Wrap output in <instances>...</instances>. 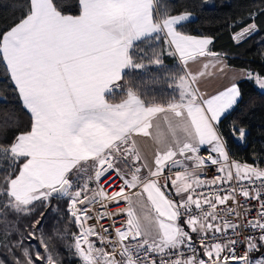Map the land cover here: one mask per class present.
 <instances>
[{"label": "snow or ice", "instance_id": "6c2138e0", "mask_svg": "<svg viewBox=\"0 0 264 264\" xmlns=\"http://www.w3.org/2000/svg\"><path fill=\"white\" fill-rule=\"evenodd\" d=\"M64 7L62 0H26L22 17L0 31L5 75L30 115L28 130L0 142V242L23 257L13 264H61L43 231L45 212L23 231L17 224L37 204L52 208L53 199L65 201L77 228L65 247L81 264H264V254L252 256L264 249V168L232 160L222 131L243 92L237 82L215 94L201 92L205 71H191L189 62L222 60L209 49L211 37L181 30L193 13L172 14L168 0H78L75 15ZM259 15L264 8L249 13L251 22L232 36L236 43L261 30ZM165 54L180 61L179 69H165L178 98H142L128 70L164 68ZM242 72L264 90V75ZM7 102L0 95V141L19 120L15 109L3 107ZM228 128L238 142L246 141L239 117ZM137 137L153 141L151 158ZM177 166L183 170L165 175ZM207 166H218L220 175L201 179ZM169 182L179 199L166 195ZM203 188L211 195L198 191ZM238 195L256 203L242 206ZM121 202L126 207L92 215L96 205ZM93 218L99 231L89 223ZM105 219L111 223L100 224ZM248 229L254 234L241 239ZM55 235L63 240L67 229ZM33 240L44 255L25 247Z\"/></svg>", "mask_w": 264, "mask_h": 264}, {"label": "trees", "instance_id": "16d2710c", "mask_svg": "<svg viewBox=\"0 0 264 264\" xmlns=\"http://www.w3.org/2000/svg\"><path fill=\"white\" fill-rule=\"evenodd\" d=\"M62 2L66 5L62 8L65 14H78V0H62ZM168 3L170 8H174L172 14L187 10L195 16L193 20L186 22V27L181 29L182 31L186 34L212 37L213 51L221 53L230 67L248 69L253 73L264 75V15L256 18L260 31L240 43H236L232 38L235 32L251 22L247 19L249 13L264 8V0H168ZM26 10V0H0V31H6L11 27ZM237 21L242 22L234 23ZM156 46L165 50L167 47L163 41L156 42ZM137 47L146 46L138 44ZM145 63L147 64L146 60ZM180 67L176 57L165 54L164 68L147 64L145 69L128 71L131 72L138 90L142 93V98L156 97L159 102H163L173 95L178 98V91H174V88L169 86L172 80L165 69L176 70ZM238 84L242 89L243 99L239 107L222 121V131L225 134L229 153L235 160L262 168L264 167V91L247 79L239 81ZM0 95H6L8 99L3 107L15 109L19 116L17 126L7 132L5 140L0 141L7 144L17 132L28 130L30 115L23 109L19 98L12 91L2 61H0ZM118 99L119 97L117 102ZM236 117H239L242 126L247 129L248 135L244 145L237 141L228 128L230 121ZM4 167H7L6 163ZM52 205V208H45L37 204L33 215H24L17 221L19 229L23 231L26 226L33 223L40 212H45L43 231L51 238L50 246H54L55 251H58L61 264H81L79 258L74 257L65 247V244L72 243L71 233L77 231L65 212L66 203L64 200L53 199ZM65 229H67V237L63 240L57 238L55 233H63ZM15 238V236L11 237L12 240ZM5 243L0 244V258L6 264H13L15 257L23 260L20 251L9 252L8 247L3 246ZM30 245L39 248L41 255H44V249L39 247L37 241L25 242V247ZM263 253L264 249H261L252 256L255 259ZM37 264L41 262L37 261Z\"/></svg>", "mask_w": 264, "mask_h": 264}, {"label": "crops", "instance_id": "0c3cea01", "mask_svg": "<svg viewBox=\"0 0 264 264\" xmlns=\"http://www.w3.org/2000/svg\"><path fill=\"white\" fill-rule=\"evenodd\" d=\"M195 16L193 15V20ZM192 35V34H190ZM198 37H208V36H199L194 35ZM212 38V37H211ZM214 41V39L212 38ZM209 49L213 51V42L211 45H209ZM215 52V51H214ZM221 54V53H220ZM178 62L179 58L176 57ZM221 60L222 63L217 64L211 57H198L195 61L189 62V68L193 72L198 71H205V75L200 79V90L202 93L206 95L215 94L218 90H223V88L229 86L233 82H239L243 80L242 78L244 76V73L242 72L241 68L236 67H230L225 59V57L221 54ZM209 64V68L207 70L204 69V65ZM137 140L141 147L143 148V151L146 155L151 158V154L154 148L153 141L150 138L145 137H137ZM207 146H202V148H206ZM182 171L183 169L179 166L173 168L171 171ZM170 190L166 191V195H169L170 198L179 199L174 196V189L171 188L170 184ZM171 194V195H170ZM188 230V229H186ZM197 236L193 234V240H196Z\"/></svg>", "mask_w": 264, "mask_h": 264}, {"label": "built area", "instance_id": "2783aa9c", "mask_svg": "<svg viewBox=\"0 0 264 264\" xmlns=\"http://www.w3.org/2000/svg\"><path fill=\"white\" fill-rule=\"evenodd\" d=\"M241 144L244 145V143H241ZM203 149L204 148H202L201 155L206 156L208 153H207V151H204ZM229 155H230V153H229ZM230 157H231L232 160H235L231 155H230ZM217 168H218V166H207V167H205L204 171H203V174L201 175V179H213L215 176L220 175V173L217 171ZM175 172L176 171L173 170V171H171V173H169L166 170L165 175L171 174L173 176V174H175ZM232 186H235V185L233 184ZM213 187H215V186H213ZM223 187L227 188V187H229V185L225 184ZM198 191L207 192L209 195H211V191L208 188L198 189ZM237 200L240 202V204L242 206H250V205H254L256 203L253 200H248L246 202L245 199L242 196H240V195L237 196ZM124 207H126L125 202H121L119 205H109L107 208H101L99 205H96V206L93 207L92 215L95 217L96 214H98V213H100L102 211L115 212V211H117V209L124 208ZM205 210H207V208ZM243 215H244L243 212H241V222H243ZM256 216H257V212L255 210L252 211L250 218H255ZM124 218L125 217L122 215L120 217V220H123ZM89 223L97 224V220L95 218H93ZM110 223H111V220H108V219L100 221V224H103L105 226L110 224ZM97 229H98V231L100 230L99 224H97ZM241 231H242L241 239H244L246 236H248L250 234H254V230H252V229H248L247 231H244V230H241ZM229 235H234V234L233 233H229ZM99 246L100 245L98 244V247ZM105 247H106V250H109V251L111 250L109 247H107V246H105ZM244 251H245V247L243 245H239L237 247V254L238 255H243ZM198 258H200V257L198 256Z\"/></svg>", "mask_w": 264, "mask_h": 264}, {"label": "rangeland", "instance_id": "374dc122", "mask_svg": "<svg viewBox=\"0 0 264 264\" xmlns=\"http://www.w3.org/2000/svg\"><path fill=\"white\" fill-rule=\"evenodd\" d=\"M261 90V89H260ZM262 91H264V90H262ZM237 161V160H236ZM240 162V161H239ZM262 168H264V167H262ZM173 177H174V174H173ZM169 187H170V182H169ZM168 190H170V192H171V189L169 188ZM172 193V192H171ZM0 244H2V242H0ZM98 246V245H97ZM264 254V253H263ZM258 258V257H257ZM0 260H2V261H4L3 259H1L0 258ZM4 264H6V262L4 261Z\"/></svg>", "mask_w": 264, "mask_h": 264}]
</instances>
